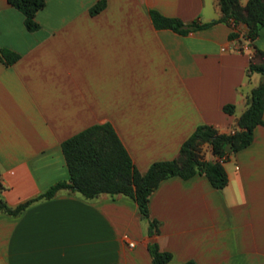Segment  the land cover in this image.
I'll return each instance as SVG.
<instances>
[{"label":"crops","instance_id":"1","mask_svg":"<svg viewBox=\"0 0 264 264\" xmlns=\"http://www.w3.org/2000/svg\"><path fill=\"white\" fill-rule=\"evenodd\" d=\"M97 1L44 0L38 28L27 31L0 0V53L18 55L9 64L0 55V199L10 208L67 181L60 143L84 128L109 123L144 172L175 157L199 124L236 130L261 81L247 67L264 29L249 42L242 23L219 21L217 0H104L90 15ZM149 10L215 23L181 35L155 28ZM262 120L223 161V188L203 175L172 176L149 195L166 264H264V112ZM200 150L215 159L208 144ZM146 227L127 196L61 189L16 215L0 212V264H151Z\"/></svg>","mask_w":264,"mask_h":264},{"label":"trees","instance_id":"2","mask_svg":"<svg viewBox=\"0 0 264 264\" xmlns=\"http://www.w3.org/2000/svg\"><path fill=\"white\" fill-rule=\"evenodd\" d=\"M9 5L23 16V25L27 31H34L38 24L34 21L35 12L44 0H6ZM222 17L219 21L233 25L242 23L246 27L245 38L253 42L260 28L264 29V0H246L243 5L238 0H217ZM104 0L97 1L88 12L96 14L104 7ZM149 17L157 29H170L178 34L206 28L215 20L198 24H184L177 18L165 17L154 10H149ZM1 58L6 64L13 62L18 55L8 50H1ZM249 72L260 74L261 81L253 87L246 98V108L236 119L237 129L231 133H218L206 124L197 125L181 143L175 157L151 163L144 172H139L109 123L93 124L66 138L60 143L68 173L67 181H58L36 198L10 208L0 199V212L16 215L30 202L49 199L58 190L68 189L79 192L84 198H92L100 193L109 196L124 195L136 205L140 219L146 221V234L149 238L147 251L151 264H166L170 253L158 248L154 236L158 233L159 222L150 218L148 199L157 184L168 177L178 176L187 179L193 175H203L215 189H221L227 182L222 166L228 155L246 147L252 140V130L256 125H263L264 112V48L255 49L249 60ZM234 106L225 104L222 110L232 114ZM208 144L214 160H203L199 155L200 146ZM221 162L219 159H221ZM1 189V186H0ZM178 264H194L186 261Z\"/></svg>","mask_w":264,"mask_h":264},{"label":"built area","instance_id":"3","mask_svg":"<svg viewBox=\"0 0 264 264\" xmlns=\"http://www.w3.org/2000/svg\"><path fill=\"white\" fill-rule=\"evenodd\" d=\"M221 160H222V158L221 159H219V161L221 162ZM128 245H131V243H129Z\"/></svg>","mask_w":264,"mask_h":264},{"label":"rangeland","instance_id":"4","mask_svg":"<svg viewBox=\"0 0 264 264\" xmlns=\"http://www.w3.org/2000/svg\"><path fill=\"white\" fill-rule=\"evenodd\" d=\"M201 150H199V152H200ZM202 152H203V150H202Z\"/></svg>","mask_w":264,"mask_h":264}]
</instances>
